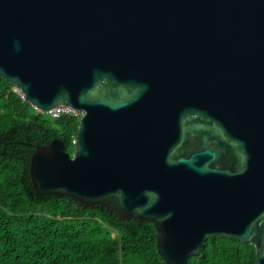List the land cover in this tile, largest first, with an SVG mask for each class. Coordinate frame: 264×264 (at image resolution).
I'll return each instance as SVG.
<instances>
[{"label": "water", "instance_id": "1", "mask_svg": "<svg viewBox=\"0 0 264 264\" xmlns=\"http://www.w3.org/2000/svg\"><path fill=\"white\" fill-rule=\"evenodd\" d=\"M0 76L84 111L37 193L153 221L167 264L216 235L264 264V0H0Z\"/></svg>", "mask_w": 264, "mask_h": 264}, {"label": "trees", "instance_id": "2", "mask_svg": "<svg viewBox=\"0 0 264 264\" xmlns=\"http://www.w3.org/2000/svg\"><path fill=\"white\" fill-rule=\"evenodd\" d=\"M27 103L0 76V264H167L153 221L119 219L100 206L39 194L30 177L35 146L54 139L73 154L78 120L27 117ZM252 243L216 235L187 264H254Z\"/></svg>", "mask_w": 264, "mask_h": 264}, {"label": "built area", "instance_id": "3", "mask_svg": "<svg viewBox=\"0 0 264 264\" xmlns=\"http://www.w3.org/2000/svg\"><path fill=\"white\" fill-rule=\"evenodd\" d=\"M12 90L15 93L19 94L21 96V98L27 103V110H26L27 117H30L34 114H40L41 113V114L46 115L47 118L49 117L48 120H50L54 124L56 121H58L59 119H61L64 116L75 117L79 123L80 119L84 115L83 110L74 109V108H72L70 106H66V105H59V106H56V107L49 109V110H42L37 105H34V104L28 102L26 100L25 96L23 95L21 89L18 86H12ZM72 144L73 145L76 144V137L72 139Z\"/></svg>", "mask_w": 264, "mask_h": 264}, {"label": "rangeland", "instance_id": "4", "mask_svg": "<svg viewBox=\"0 0 264 264\" xmlns=\"http://www.w3.org/2000/svg\"><path fill=\"white\" fill-rule=\"evenodd\" d=\"M46 116V115H45ZM47 117V116H46ZM49 118V117H48Z\"/></svg>", "mask_w": 264, "mask_h": 264}]
</instances>
